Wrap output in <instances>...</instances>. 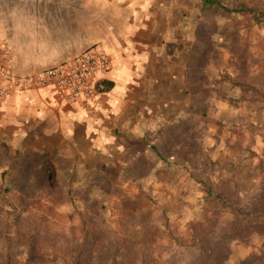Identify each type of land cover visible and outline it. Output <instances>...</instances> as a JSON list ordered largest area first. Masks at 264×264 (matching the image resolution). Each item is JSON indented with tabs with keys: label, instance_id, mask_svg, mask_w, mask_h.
Masks as SVG:
<instances>
[{
	"label": "rangeland",
	"instance_id": "1",
	"mask_svg": "<svg viewBox=\"0 0 264 264\" xmlns=\"http://www.w3.org/2000/svg\"><path fill=\"white\" fill-rule=\"evenodd\" d=\"M187 1L175 16L192 34L187 65L194 97L179 111L187 117L164 132L167 162L138 144L133 161L121 153L95 162L0 144V264H62L65 250L92 248L82 229L91 235L95 227L97 244L115 241L130 263L195 264V253L170 234L184 236L196 226L202 239L215 242L225 230L208 184L241 205L252 200L264 176V24ZM240 1L264 6V0ZM99 246L94 253L103 251ZM263 252L264 235L244 233L227 241L221 264H256Z\"/></svg>",
	"mask_w": 264,
	"mask_h": 264
},
{
	"label": "crops",
	"instance_id": "2",
	"mask_svg": "<svg viewBox=\"0 0 264 264\" xmlns=\"http://www.w3.org/2000/svg\"><path fill=\"white\" fill-rule=\"evenodd\" d=\"M181 4L0 0V41L7 45L16 74L38 73L89 49L108 56L111 64L107 74L94 77L110 83L109 91L88 101H70L57 89H28L0 98V144L78 153L89 162L115 160L121 153L131 161L138 144L167 162L164 132L187 117L179 111L194 97L187 65L192 34L188 38L185 19L175 16Z\"/></svg>",
	"mask_w": 264,
	"mask_h": 264
},
{
	"label": "trees",
	"instance_id": "3",
	"mask_svg": "<svg viewBox=\"0 0 264 264\" xmlns=\"http://www.w3.org/2000/svg\"><path fill=\"white\" fill-rule=\"evenodd\" d=\"M215 8L222 9L230 14L248 15L256 25L264 24V6H250L240 0L235 1L231 5L223 4L221 0H203L202 9L204 12H211ZM105 84L107 85V89H110L111 84ZM15 163L18 164V162ZM48 170L47 168L44 169V172L41 174L45 184L48 183V180L51 181L52 179ZM207 187L208 198L217 200V203L221 205L220 213L224 216L227 223L225 230L215 242L202 239L199 236L200 233L196 230V226L189 227L188 232L184 236H178V234L172 232L170 238L172 241L185 246L192 253H195L197 257L195 264H221L222 259L226 256L225 246L229 239L251 231H257L264 235V176L261 187L256 191L249 204L245 206L229 200L223 193L217 191L213 185L208 184ZM82 232L84 244L88 242V237L92 239L90 241L92 248H80L76 251L65 250L62 253V264H142L139 261L137 263H130L123 253V248L120 249L115 246V241L113 240L105 238L97 244L101 233L96 227L92 229L91 235H89L88 230L82 229ZM97 245L103 248L102 252H93ZM35 251L36 248L31 244L30 254L33 255ZM95 255H98L96 261H94ZM261 256V259L256 264H264V252ZM109 258L112 259L110 263L108 262Z\"/></svg>",
	"mask_w": 264,
	"mask_h": 264
},
{
	"label": "built area",
	"instance_id": "4",
	"mask_svg": "<svg viewBox=\"0 0 264 264\" xmlns=\"http://www.w3.org/2000/svg\"><path fill=\"white\" fill-rule=\"evenodd\" d=\"M12 65L7 45L0 41V98L28 89L42 92L57 89L66 99L83 102L92 99L97 93L109 91L106 81H94V77L110 71V60L105 54L92 49L32 75H18L13 71Z\"/></svg>",
	"mask_w": 264,
	"mask_h": 264
}]
</instances>
